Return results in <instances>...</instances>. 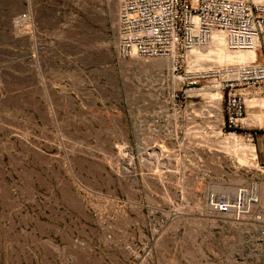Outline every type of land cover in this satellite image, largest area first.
<instances>
[{"label":"rangeland","instance_id":"rangeland-1","mask_svg":"<svg viewBox=\"0 0 264 264\" xmlns=\"http://www.w3.org/2000/svg\"><path fill=\"white\" fill-rule=\"evenodd\" d=\"M9 2L0 264H264V114L245 120L259 131L254 158L213 117L211 82L183 87L162 60L118 54L116 0ZM202 49L183 78L243 64L233 53L195 67ZM252 184L260 203L244 219L208 207Z\"/></svg>","mask_w":264,"mask_h":264},{"label":"built area","instance_id":"built-area-1","mask_svg":"<svg viewBox=\"0 0 264 264\" xmlns=\"http://www.w3.org/2000/svg\"><path fill=\"white\" fill-rule=\"evenodd\" d=\"M0 16L11 9L9 0H0ZM116 49L122 58L161 59L171 77L183 87L211 82L215 90L213 117L228 136L242 137L255 146L258 130L245 122L250 101L264 111V62L217 66L212 72L191 74L185 66L195 48L209 46L216 33L224 36L231 51L255 49L264 39V0H116ZM23 22L31 14L19 13ZM191 87V86H190ZM219 94V95H215ZM257 158V157H256ZM213 210L234 219H244L260 203L255 188H237L231 197H208ZM261 219L260 217L257 220Z\"/></svg>","mask_w":264,"mask_h":264},{"label":"bare ground","instance_id":"bare-ground-1","mask_svg":"<svg viewBox=\"0 0 264 264\" xmlns=\"http://www.w3.org/2000/svg\"><path fill=\"white\" fill-rule=\"evenodd\" d=\"M262 41L263 40H260L258 42L257 47L255 49H252V50L231 51L228 48H227L228 50L225 48L226 47V43H225L224 36L221 35V34L220 35L215 34L214 39H213L212 43L210 44L211 46L209 48H206L207 49V50L205 49L206 51L204 49H202V48H195V49L192 50L194 52V51H198V50L202 49V51L198 52V54H196L195 56L191 57V58H193V62L192 63H195V65H194L195 67L200 66L201 68L204 66L202 64H204L207 61H215V62H217V64H225V62H227L226 59L228 58V60H229V58H231L233 53L234 54L236 53V55L238 57L237 59L241 63H250V62H253V61H257L258 60V48H259V44ZM224 49H226V50H224ZM213 51H216L217 53H214ZM224 51H226V52H224ZM191 52H190V54H191ZM190 54H189V57H190ZM157 60H161V59H157ZM162 61H163V64H164L163 66H166L167 62H165L164 60H162ZM250 106H251V109H250L251 113L250 114H252V115H251V118H249V121H251V122L252 121L253 122H259L261 120V116L264 114V111L260 112V111H258L255 108L256 103H255L254 99H252L250 101ZM229 135H230V138L228 137V139L235 141L234 140L235 136L232 133H230ZM245 150L251 152V156H253L254 158L256 157L255 148L254 147L248 148V149H245ZM258 186L259 185H257V184H252V187L255 188L256 190L259 189ZM222 188H224V187H222ZM235 192H237V189L235 190ZM211 197H215V196H211ZM208 207L211 210H213V207H212L211 204H208Z\"/></svg>","mask_w":264,"mask_h":264}]
</instances>
